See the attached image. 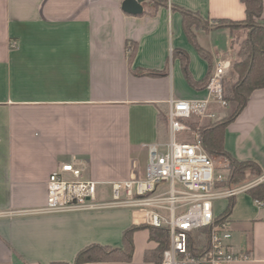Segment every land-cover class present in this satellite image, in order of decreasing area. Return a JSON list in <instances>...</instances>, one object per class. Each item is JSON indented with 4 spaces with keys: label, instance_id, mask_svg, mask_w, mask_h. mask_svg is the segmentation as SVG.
<instances>
[{
    "label": "crops",
    "instance_id": "1",
    "mask_svg": "<svg viewBox=\"0 0 264 264\" xmlns=\"http://www.w3.org/2000/svg\"><path fill=\"white\" fill-rule=\"evenodd\" d=\"M121 2L0 0V264H73L90 244L122 247L123 232L143 222L139 210L33 211L45 202L50 172L76 160L84 177L108 191L109 182L142 176L146 145L169 139V100L204 97L200 82L215 58L235 59L229 28L205 21L244 20L242 0H146L138 15ZM185 12L201 22L191 26L192 39ZM225 108L212 105L215 117L187 119L188 132L200 133ZM222 145L258 165L251 186L264 182V88L224 127ZM212 156L218 166L228 163ZM233 201L230 244L249 258L230 264H264V201L246 190ZM228 202L215 201L217 216ZM132 240L129 261L81 264H151L144 259L155 246L148 229L135 230Z\"/></svg>",
    "mask_w": 264,
    "mask_h": 264
},
{
    "label": "built area",
    "instance_id": "2",
    "mask_svg": "<svg viewBox=\"0 0 264 264\" xmlns=\"http://www.w3.org/2000/svg\"><path fill=\"white\" fill-rule=\"evenodd\" d=\"M232 64L228 54L215 58L204 97L169 100V139L163 144L146 145L142 176L109 182V197L105 198L99 192L102 182L84 177L80 163L62 162L48 176L44 204L33 211L64 213L133 208L142 212V221L147 225L167 227L168 246L160 264H230L248 259L247 254L232 249L227 219L216 221L215 201L234 197L251 183L219 186L227 179L228 164H216L203 146L201 134L193 131L190 142L177 140V135L184 139L182 133L190 131L187 119L213 118L216 114L210 109L212 105L227 106L224 80ZM219 168L224 172L217 171ZM156 183H166L167 189L155 191ZM202 228H208V245L195 255L188 248V237L197 231L196 238L201 239Z\"/></svg>",
    "mask_w": 264,
    "mask_h": 264
},
{
    "label": "trees",
    "instance_id": "3",
    "mask_svg": "<svg viewBox=\"0 0 264 264\" xmlns=\"http://www.w3.org/2000/svg\"><path fill=\"white\" fill-rule=\"evenodd\" d=\"M158 3H164L166 0H152ZM245 7V18L242 21L231 20H212L213 25L245 24L249 30L243 40L239 43L236 50V58L227 77L224 80L225 98L227 100V109L229 114L209 124L199 125L198 130L202 135L203 146L211 154L223 156L228 161V176L225 182H221L219 186L233 187L241 185L242 182L248 180L246 170L258 177L261 170L258 165L250 160L238 161L223 149V130L224 127L232 121L236 115L246 105L251 92L258 88H264V24L254 23L255 19H260L262 15V0H242ZM184 29L190 39L194 37L191 26L198 27L201 22L192 14L184 15ZM207 25V24H206ZM212 25V26H213ZM228 27V26H227ZM231 37V36H230ZM231 42V41H230ZM210 75V73H209ZM209 75L200 83L205 87ZM194 126L197 122L193 123ZM248 194L258 203L264 201V182L257 183L246 189ZM225 210L217 216L216 221L222 222L227 219L233 206V197H230ZM140 228H147L149 231V239L154 241L155 246L147 249L144 253V259L151 264H160L162 253L168 246V230L166 226H150L144 224L133 225L126 229L122 234V247H112L97 243L90 244L82 248L74 259L73 264H81L92 261H108L122 260L129 261L133 252V232ZM203 233L201 239L196 238L195 234H189L188 248L197 255L203 247L208 245V228H202ZM201 246V248H199Z\"/></svg>",
    "mask_w": 264,
    "mask_h": 264
},
{
    "label": "rangeland",
    "instance_id": "4",
    "mask_svg": "<svg viewBox=\"0 0 264 264\" xmlns=\"http://www.w3.org/2000/svg\"><path fill=\"white\" fill-rule=\"evenodd\" d=\"M254 23H256V24H262V21L260 19H255L254 20ZM205 24H207L208 26H212L214 24V21H212V20H211V22L205 21ZM226 26H228V28L230 30L231 47H232V49L234 51V53H232V54H233V56H235L234 58H236V56H237L236 50L239 47V43L241 42V40H243V38L247 34L249 28L245 24H240V25H236V26L231 25V24H229V25L226 24ZM223 111H224V113L226 115L229 114V112H230V110L227 109V108H225ZM187 133H188V135H187ZM183 134L185 135L186 138L183 139V138L180 137V135H177V140L178 141H187V142H190L191 139H192L191 133H189L188 131H186V132H183L182 135ZM217 171L224 172V169L219 168ZM246 177H248V180L242 182L241 185L247 184L251 180H253L254 178H256L255 176H253L250 173V170L249 169L246 170ZM155 188H156L155 191H157V192H158V190H166L167 189V184L166 183H164V184L156 183ZM99 192H101L102 197H105V198L109 197V195H108L109 194V191H108V186L107 185H100L99 186ZM141 224L147 225L144 222H142ZM195 232H196V235H198V232L197 231H195Z\"/></svg>",
    "mask_w": 264,
    "mask_h": 264
},
{
    "label": "water",
    "instance_id": "5",
    "mask_svg": "<svg viewBox=\"0 0 264 264\" xmlns=\"http://www.w3.org/2000/svg\"><path fill=\"white\" fill-rule=\"evenodd\" d=\"M146 0H122L121 9L132 15L142 14L143 12V3Z\"/></svg>",
    "mask_w": 264,
    "mask_h": 264
}]
</instances>
